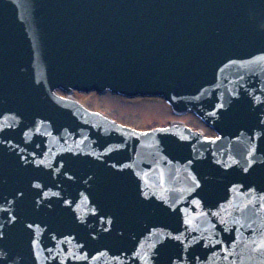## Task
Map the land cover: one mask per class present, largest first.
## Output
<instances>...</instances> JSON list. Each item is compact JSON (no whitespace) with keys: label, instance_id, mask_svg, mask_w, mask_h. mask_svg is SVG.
Masks as SVG:
<instances>
[{"label":"water","instance_id":"obj_1","mask_svg":"<svg viewBox=\"0 0 264 264\" xmlns=\"http://www.w3.org/2000/svg\"><path fill=\"white\" fill-rule=\"evenodd\" d=\"M105 87L164 94L176 108L192 107L212 122L222 140L205 143L174 127L146 141L84 120L78 106L48 95L53 88ZM70 114L78 120L70 122ZM9 116L28 135L49 125L66 134L72 125L101 138L91 148L103 160L85 155L72 160L83 167L71 166L78 176L71 194L84 190L89 200L81 212L95 214L100 224L84 231L73 222L70 232L87 241L94 233L98 242L126 238L125 256L107 254V264H152L156 255L155 264H220L216 255L226 259L222 264H264V0H0V129ZM62 150L64 159L72 158ZM8 161L0 158V179L11 180ZM87 174L93 177L85 184ZM153 209L162 219L152 218ZM72 217L69 209L58 219L71 224ZM151 223L156 231H147ZM16 237L9 232L0 239V264L9 242L17 249ZM41 244L40 259L20 245L23 264H85L75 252L64 253L66 263L47 254L51 244L38 234ZM93 250L116 249L104 244Z\"/></svg>","mask_w":264,"mask_h":264},{"label":"rangeland","instance_id":"obj_2","mask_svg":"<svg viewBox=\"0 0 264 264\" xmlns=\"http://www.w3.org/2000/svg\"><path fill=\"white\" fill-rule=\"evenodd\" d=\"M80 102L89 109L107 114L119 123L133 128L147 129L153 126H165L173 121H181L192 127L201 128L200 123L195 119H179L163 104L126 100Z\"/></svg>","mask_w":264,"mask_h":264},{"label":"snow or ice","instance_id":"obj_3","mask_svg":"<svg viewBox=\"0 0 264 264\" xmlns=\"http://www.w3.org/2000/svg\"><path fill=\"white\" fill-rule=\"evenodd\" d=\"M253 162H254V161H249L250 164L253 163ZM188 163H191V161H189ZM228 166H229V165H227V164L224 165V167H228ZM248 171H249L248 168H244V172H248ZM190 175H191V174H190ZM191 179H192V182L195 184L196 187H200V186H201V185H200V180H198V179L196 178L195 175H191ZM232 187L235 188L236 185H233ZM240 187H244V186L241 185ZM247 191L250 192V193H252V192H255L256 189H255V187H249V188L247 189ZM44 195L47 196L48 193L45 192ZM139 195L142 196V197H144L145 199H148L149 196H150V193H149V191H146V190H144V189L141 188V189L139 190ZM261 196L264 197V193H261ZM160 198L163 199V197H160ZM194 202H195V201H194ZM64 203H65V204H69V203H71V202L68 201V200H65ZM244 206L246 207V205H244ZM172 207H175V206L173 205ZM93 212H95V209H93ZM104 218H105L104 216H101V217H100L101 220H104ZM12 219L15 220V216H13ZM110 222H111V221L109 220V223H110ZM185 223H188V221L186 220ZM28 227H29V228H32L33 225H32V224H29ZM152 231H156V230L153 229ZM4 235H5V233H4L3 231H0V238H2ZM149 235H151V232L149 233ZM169 235H171V234H169ZM174 238H175V239H180L179 236H176V237H174ZM33 243H35V241H33ZM134 255H135V253H134ZM146 264H147V262H146Z\"/></svg>","mask_w":264,"mask_h":264}]
</instances>
